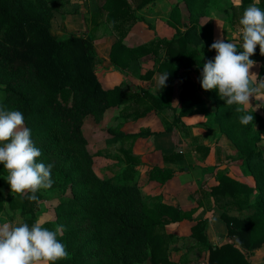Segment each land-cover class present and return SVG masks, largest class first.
Here are the masks:
<instances>
[{
    "label": "trees",
    "instance_id": "obj_1",
    "mask_svg": "<svg viewBox=\"0 0 264 264\" xmlns=\"http://www.w3.org/2000/svg\"><path fill=\"white\" fill-rule=\"evenodd\" d=\"M153 1L134 0V7L130 0H103L102 3L93 0L92 22L97 29V18L106 17L119 35L110 54L116 66L129 69L143 57L156 56V71L169 73L166 86L158 95L146 91L136 93L121 87L106 90L97 75V67L103 59L97 51L94 32L72 34L61 39L52 34L51 12H64L65 3L62 0H0V82L5 84L0 105L24 114L31 138L42 150L40 161L52 163L54 173H66L65 186L72 190V194L61 196L55 206L53 223L63 225L59 239L68 252L65 259L55 264H180L168 258L172 237L158 229L192 219L193 212L170 204L149 205L144 202L139 185L132 182L140 158L133 155L131 149L123 150L127 167L122 175L111 178L98 176L92 167L93 156L87 150L88 141L82 129L88 116L101 119L108 108L113 107L122 108L121 115L125 120L143 118L153 110H176L175 124L182 123L183 117L207 110L204 100L190 82L182 85L177 107H173L172 100L182 69L197 66L202 72L199 51L188 47L192 36L207 47L209 59L216 55L214 50L209 51L215 40L211 24L199 27L200 37L197 25L181 30V13L176 6L170 24L177 29V34L172 39L158 38L136 47L124 44L127 26L137 20L136 12ZM225 1L228 2L191 0V3L201 4L204 8H221ZM241 1L239 11L243 14L253 0ZM257 7L264 10V0ZM35 9L40 10L39 15L32 13ZM223 11L235 18L238 10L229 5ZM234 44L241 50L242 43ZM251 59L264 63L259 46ZM236 108L238 120L241 115L249 113L242 109L237 112ZM216 113L220 118L222 107L219 106ZM252 114L253 123L241 125L239 122V126L243 131V142L250 150L242 159V167L255 178L254 187L233 179L228 172L216 171L219 185L212 189L209 196H214L216 203L225 199L226 206L233 204L244 209L251 206V195L255 194V211L248 217L222 215L227 224L228 237L233 241L221 246L209 242L205 233L208 226L206 219L197 220L192 228V237L208 252L207 264H253L247 253L253 255L264 245V149L259 144L261 135L253 134L254 123L261 122L264 135V108L262 115ZM220 125L225 131L222 121ZM172 128L173 125L168 126L167 131ZM156 134L150 130L121 132L115 136V141L126 142ZM197 148L209 151L207 147ZM166 158L172 159V156ZM234 159L228 156L229 162ZM2 175L7 177L8 173L0 165V177ZM148 176L152 181L166 183L174 173L154 167ZM2 185L0 178V189ZM28 195L19 198L22 215H31L25 220L31 226L43 196L38 192L39 199L30 201ZM4 203L0 190V211L5 209Z\"/></svg>",
    "mask_w": 264,
    "mask_h": 264
},
{
    "label": "rangeland",
    "instance_id": "obj_2",
    "mask_svg": "<svg viewBox=\"0 0 264 264\" xmlns=\"http://www.w3.org/2000/svg\"><path fill=\"white\" fill-rule=\"evenodd\" d=\"M65 3L64 12L53 10L51 12V31L58 38H64L72 34L94 32L95 45L102 63L97 67V75L106 90L121 87L143 94L144 91L158 95L162 89L158 86L160 73L156 71L157 58L154 55L143 57L133 63L129 69H122L111 61V49L119 39L113 26L107 22L106 17L97 18L98 28L93 23V0H62ZM102 3L103 0H97ZM261 0H253L250 4L256 6ZM134 7L136 3L130 0ZM241 0H228L222 3L221 8L203 7L195 5L191 0H154L136 12L137 20L131 26H127V35L124 44L128 47L149 44L158 38L172 39L177 34V29L170 24L172 11L178 7L181 13V30L197 25L198 37L200 26L211 24L214 39L222 37L229 42L242 43L241 26L239 19L242 16L240 9ZM249 4V5H250ZM232 5L237 11V16L226 14L223 10ZM39 9L32 11L39 15ZM233 9H231V12ZM96 21V20H95ZM197 37L192 36V42L188 47L199 51V65L209 59L208 49L202 43L197 42ZM251 72L256 73L257 79H264V63L256 62ZM200 70L193 67L182 69L176 81V90L173 95L172 105L177 107L179 93L185 82H190L200 97L204 100L207 110H200L192 115L182 118V123L175 124L177 112L169 109L165 112L151 111L145 117L133 120H125L122 108H108L101 119L88 116L83 125V134L88 141V152L93 156L92 167L98 176L111 178L120 176L127 167L123 150H132V154L140 158L133 175V183H137L143 195V200L149 205L157 203L170 204L186 212H193L192 219L172 223L159 228L158 231L170 236L171 244L168 248V258L172 262L180 264H207L208 252L192 237V228L199 218L208 222L205 231L212 245L221 246L233 240L228 237V228L222 215L248 217L255 211L256 195H251V206L241 209L237 205L226 206L225 199L221 203L215 202V197L209 194L215 186L219 185L216 179V171H225L229 175L244 184L255 185V178L245 176L241 170L242 159L250 153L243 142V131L236 118L235 105H226L219 98L218 90L204 91L200 86ZM255 83V82H254ZM5 84L0 82L1 91ZM216 98V99H215ZM264 103V88L250 99V105L239 106L243 111L252 113L256 104ZM222 107L223 114L220 118L216 112ZM254 113L263 114V108ZM224 123L225 131L220 125ZM167 131L168 126H172ZM25 127L28 128L26 122ZM262 123L253 125V134L261 135L260 145L264 149V135ZM156 132V135L139 137L126 142L115 141V136L122 133H139L140 131ZM207 147L208 152L200 151L197 147ZM172 156L167 159L166 156ZM179 155V156H177ZM228 156L234 157L233 162L228 161ZM45 164H47L45 162ZM154 167L172 170L174 176L166 183H160L149 179L148 173ZM256 166L253 167L255 169ZM57 175H60L59 177ZM57 176V177H56ZM66 173L52 172L54 184L50 189H41L42 199L38 202L35 222L41 220L44 226L54 229L56 212L55 206L61 196L72 194V190L65 186ZM3 181L1 193L5 198L4 211L10 215L12 225L25 223L31 215H22V204L18 194L12 192L7 177H0ZM83 193V192H82ZM3 217V216H2ZM248 258L253 264H264V245L255 254ZM136 264H149L148 262Z\"/></svg>",
    "mask_w": 264,
    "mask_h": 264
},
{
    "label": "clouds",
    "instance_id": "obj_3",
    "mask_svg": "<svg viewBox=\"0 0 264 264\" xmlns=\"http://www.w3.org/2000/svg\"><path fill=\"white\" fill-rule=\"evenodd\" d=\"M239 25L241 50L222 37L216 38L209 47L216 55L203 64L199 80L204 91L218 90L219 98L226 105H236L237 112L241 111L239 106L250 105V99L264 88V79H257L256 73L250 71L256 65L251 57L257 46L264 56V10L250 4L243 11ZM168 76L167 72L160 75V89L166 86ZM260 108H264V103L256 104L253 112ZM252 113L241 115L240 124L253 123ZM24 125L25 116L21 111L0 105V165L8 173L6 181L12 192L29 193L28 199L37 201L38 191L50 189L54 184V165L40 161L42 150ZM62 230L63 225L49 229L41 220L31 226L27 223L0 225V264H55L65 259L67 248L59 239Z\"/></svg>",
    "mask_w": 264,
    "mask_h": 264
},
{
    "label": "crops",
    "instance_id": "obj_4",
    "mask_svg": "<svg viewBox=\"0 0 264 264\" xmlns=\"http://www.w3.org/2000/svg\"><path fill=\"white\" fill-rule=\"evenodd\" d=\"M241 165H242V164H241ZM241 170H242V172H243V174H244L245 176L250 177V173H246V172L244 171L243 167L241 168ZM2 216H3V217H2ZM9 216H10V215L7 213V211L2 212V213L0 214V225H3V224H5V223H9V224L12 225L11 221L9 220V219H10Z\"/></svg>",
    "mask_w": 264,
    "mask_h": 264
}]
</instances>
